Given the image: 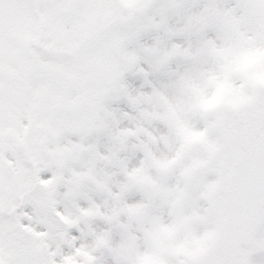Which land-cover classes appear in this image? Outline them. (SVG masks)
Masks as SVG:
<instances>
[{
    "label": "snow or ice",
    "instance_id": "6c2138e0",
    "mask_svg": "<svg viewBox=\"0 0 264 264\" xmlns=\"http://www.w3.org/2000/svg\"><path fill=\"white\" fill-rule=\"evenodd\" d=\"M0 264H264V0H0Z\"/></svg>",
    "mask_w": 264,
    "mask_h": 264
}]
</instances>
